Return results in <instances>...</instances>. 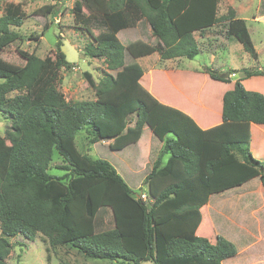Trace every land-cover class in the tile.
I'll return each instance as SVG.
<instances>
[{
	"label": "trees",
	"instance_id": "16d2710c",
	"mask_svg": "<svg viewBox=\"0 0 264 264\" xmlns=\"http://www.w3.org/2000/svg\"><path fill=\"white\" fill-rule=\"evenodd\" d=\"M88 1L99 14L87 15L81 1L73 13L92 38L85 54L107 66L99 81L84 71L96 99L68 100L59 89V71L73 67L60 41L53 57L19 49L23 65L0 63V111L11 121L0 134V264H9L12 237L35 240L39 233L53 248L69 245L89 259L221 264L237 254V246L222 235L213 242L197 234L202 208L212 192L215 166L231 154L258 167L264 184V162L250 149L251 122L264 123V94L238 79L224 94L222 124L203 130L188 114L157 101L140 86L144 69L137 58L156 51L163 60L193 59L201 50L194 32L205 33L223 22L257 59L246 20L232 6L218 15L220 0ZM25 15L20 3L5 4L0 51L22 40L15 28L23 25ZM97 15L106 27L98 33L92 28ZM144 21L155 43L138 36L137 27ZM128 30L132 32L122 40L120 34ZM204 69L214 79L230 81ZM242 71L245 76L264 74L259 69ZM145 126L162 142L143 183L149 202L137 197L139 192L110 161L82 152L76 142L86 131L91 143L110 140L108 146L120 150L139 140ZM55 149L67 171L62 176L49 172Z\"/></svg>",
	"mask_w": 264,
	"mask_h": 264
},
{
	"label": "rangeland",
	"instance_id": "374dc122",
	"mask_svg": "<svg viewBox=\"0 0 264 264\" xmlns=\"http://www.w3.org/2000/svg\"><path fill=\"white\" fill-rule=\"evenodd\" d=\"M77 1L83 2V9L87 15L94 13L99 14L97 6L88 0H0V15L4 10L5 4L8 2L20 3L26 13L23 25L20 28H15L22 34V40H17L0 51V63L13 67L23 65L25 63V58L21 56L19 49L34 52L42 58L53 57L57 49V43L60 41L62 43V51L66 54L67 60L73 63V67L71 70L62 68L59 71V89L68 100H91L96 99L95 91L86 80L84 71H90L94 79L99 81L104 75L103 72L107 70V66L103 59L91 58L85 54V47L92 41V38L85 30V26L76 23L74 20L73 7ZM49 6L52 7L51 11L47 9ZM230 6L235 9L237 7V11L239 12L238 16L247 18V24L254 45L259 53L258 58H253L252 55L244 49L241 40L235 36H230L231 30L228 23L221 22V24L216 25L213 30H208L209 32L207 33H211L212 36L210 38L202 39L200 34L196 33L199 41L198 45L201 50L193 59L182 57L179 64L183 67L182 70L172 72L170 75L165 74L161 72L165 71V69L159 67L163 66L161 65L163 63H156L155 68L158 74L154 76H156L155 81L161 83V86H159L160 91L170 92L177 98L179 89L173 87L174 83H177L179 88H184L187 91H210L211 86L207 83L205 75L203 74L205 66L221 74V76H227L229 72L231 74V71H236V69L255 70L258 68H255V66L259 65L264 68V17L255 19L256 14H264V1L222 0L219 7V15L227 13ZM258 6H260L259 11ZM92 28L96 33L106 28L101 16L97 15V19L92 23ZM137 29L140 33L138 34L139 37L149 43H155V36L148 22L144 21L140 23ZM130 32L132 31L128 30L125 33H121V39L124 40L125 34L129 35ZM131 37H135V34L133 33ZM156 61H158V57H152L149 60L150 63ZM174 61L179 63L178 59ZM171 66H175L174 62H170L169 67ZM169 67L166 69H169ZM194 69L200 72H195ZM110 72L115 73L114 71ZM230 74L228 77L232 75ZM10 124V119L0 111L1 135L5 134L6 128ZM150 133V127L145 126L140 139L134 142L137 143L140 141V145L142 144L140 147L144 154L142 157H139L140 159L137 158L135 154V146H132L130 150H126L124 153L112 151L115 149L111 150L108 146L109 143L103 144L105 140H101L99 143H91L87 138L86 131H82L77 135L76 142L78 148L82 152L89 153L94 158L102 154V157L110 161L116 168L124 169L123 172H133L136 163H138L139 169H143L148 161L146 152L149 146ZM131 142L127 146H129ZM160 146L161 145L157 148L156 159L149 163L146 173L151 171L154 163L159 158L161 152ZM132 150H134L133 153ZM167 157L168 154H165L163 160H166ZM260 160L264 162L263 159ZM61 167H63V160L55 149L49 172L57 176L65 175L67 171ZM135 175L137 178L140 177L138 174ZM234 176H236V178L243 176L246 180H249L254 177V174H251L250 171L239 170L237 174H233V177ZM257 181L258 178L254 182ZM133 188L135 193L142 190V188L137 185ZM241 204L242 203L236 201L234 203L235 209L237 210L242 207ZM258 215L259 213L251 212L250 208H246V211L243 212L242 215H238L240 218L239 225L241 226V228L239 226V232L241 233L244 231L245 241L247 242L252 240L249 231L257 232L256 222L258 220ZM202 227L206 229L205 236L213 242L217 235H223L222 232H220L221 234H215L213 229L206 224V220ZM227 231L235 236V240L239 241L236 238L238 234L234 224L228 223ZM259 232L264 235V217H262V226ZM11 241L13 247L7 259L9 264H58L61 261L67 264H135L119 261L105 262L103 259H87L69 245L53 248L50 246L47 238L40 233L35 240H30L23 235H17L12 237ZM254 246L264 248V242L255 243ZM239 247L240 245H238V248ZM139 264H154V262L150 260L143 261ZM257 264H264V253L262 254V260Z\"/></svg>",
	"mask_w": 264,
	"mask_h": 264
},
{
	"label": "crops",
	"instance_id": "0c3cea01",
	"mask_svg": "<svg viewBox=\"0 0 264 264\" xmlns=\"http://www.w3.org/2000/svg\"><path fill=\"white\" fill-rule=\"evenodd\" d=\"M221 3L222 0H220L219 2V7ZM219 7H218V15H219ZM259 10H260V6H258V11ZM236 11H237V7H236ZM238 15L239 12L237 11V16ZM262 17H264V14L255 15V19H260ZM244 19L247 22V18ZM220 24L221 23H218L209 27L205 33H200L199 31H195L194 35L197 40V43H199V41L197 39L196 33L200 34L202 39L210 38L212 36L211 33H207L209 32L208 30H213L216 25H220ZM138 32L139 31H137V34ZM230 36H235V35L230 34ZM152 57H156V58L158 57V61L154 63H150L149 60ZM176 59L179 60V63L174 61ZM181 60L182 57L163 60L161 59L160 54L156 51L151 54L138 57L137 61L141 64V66L144 69V74L139 80V84L157 101L165 105L177 108L183 111L184 113L188 114L196 122L198 127L203 130H208L222 124L224 94L226 93V91L234 87L235 82L238 79L242 81V83L247 89L259 91L264 94V74L245 76L244 71H242L241 69H236V71H238L237 73H233L232 75L230 74L231 75L230 81H222V80L214 79L204 69L203 74L205 75L207 83H209L211 86L210 91L207 92H194L192 90L187 91L184 88H179L177 83L173 84L174 88L179 89L177 98L174 97V95L171 94L170 92L160 91L159 86H161V83L156 82L155 81L156 76H154L158 74L156 73V68H155L156 63L157 62L163 63L161 64L163 66H159V65L157 66L165 69V71H161V72L170 75L172 72L182 70L183 67L179 65ZM170 62L171 63L174 62L175 66L169 67ZM166 66L169 67V69H166L167 68ZM256 67H258L257 69L259 70H264V68L260 65L255 66V68ZM194 71L200 72L197 71L196 69H194ZM227 77L228 76H226L225 78ZM250 133H251V140H250L251 151L253 152L254 156L264 160V123L251 122ZM154 138L155 137H153V133L151 130L150 138H149L150 139L149 146L146 152L148 156V161L143 169L138 168V163H136V166L133 169L134 173L131 171L123 172L124 169L116 168L133 190H134L133 187L135 185H137L140 188L143 187L144 180L148 174L146 173V169L148 168L149 163L156 159L155 157L157 156L156 153L158 146L161 145L160 150L162 148V142H159L157 139ZM105 141H103V144L110 143V140H105ZM141 145H140V141H138L137 143L131 142L129 146H126L120 150H112L111 148L110 149L112 151H120L121 153L122 152L124 153L126 150H130L132 146H135L136 148L135 154L137 155V158H139L142 157L144 154L140 147ZM133 152L134 150H132V153ZM100 156L102 157V154ZM167 159L168 157L166 158V160ZM239 170L250 171L251 174H254V177L250 178L249 180H244L242 184L241 182L237 183L236 181L239 179H237L236 176L233 177V174H237ZM135 174L140 175V177L137 178ZM260 174L261 173L258 167L249 166L244 162L240 161L239 158H237V156L231 154L230 156H227L219 164L215 166V172L210 177V186L212 192L209 196V200L207 204L202 208V210L205 211V214L197 230V234L204 236L206 235V229L205 227H202L204 221L206 220V224L211 229H213L215 234L216 233L221 234L220 232H222L223 234L222 236H225L227 239L232 241L237 246L238 249L237 254L234 255L233 257H229L223 260L221 264H257L259 261L262 260V254L264 253L263 252L264 248L254 246L255 243L264 242V235L259 232L262 226V217H264V184L261 180ZM257 178L258 181L254 182ZM141 191L146 192L145 185ZM236 201L242 203L241 204L242 207L238 208L237 210L234 207V203ZM246 208L247 209L250 208L251 212L253 213H259L258 220L256 222L257 232L255 233L253 231H249L252 240L248 242L245 241L244 231H242L241 233L239 232L240 218L238 217L239 214L242 215L243 212L246 211ZM228 223L234 224L235 228H237L238 235L236 238L240 242L235 240L234 239L235 236H233V234L227 231ZM238 245H240L239 248ZM104 261L111 262L108 260H104Z\"/></svg>",
	"mask_w": 264,
	"mask_h": 264
},
{
	"label": "built area",
	"instance_id": "2783aa9c",
	"mask_svg": "<svg viewBox=\"0 0 264 264\" xmlns=\"http://www.w3.org/2000/svg\"><path fill=\"white\" fill-rule=\"evenodd\" d=\"M136 195V194H135ZM138 198H140L141 200H143L144 202H149V197H148V194L141 191L138 195H137Z\"/></svg>",
	"mask_w": 264,
	"mask_h": 264
},
{
	"label": "water",
	"instance_id": "95a60500",
	"mask_svg": "<svg viewBox=\"0 0 264 264\" xmlns=\"http://www.w3.org/2000/svg\"><path fill=\"white\" fill-rule=\"evenodd\" d=\"M229 74H230V72L228 73V75H229ZM228 75H227V76H228ZM222 77H224V78H225L226 76H222Z\"/></svg>",
	"mask_w": 264,
	"mask_h": 264
},
{
	"label": "clouds",
	"instance_id": "9594fccd",
	"mask_svg": "<svg viewBox=\"0 0 264 264\" xmlns=\"http://www.w3.org/2000/svg\"><path fill=\"white\" fill-rule=\"evenodd\" d=\"M140 192H141V191H140ZM140 192H139V193H140ZM143 192H144V191H143ZM139 193H138V194H139ZM145 193H146V192H145ZM138 194H137V195H138Z\"/></svg>",
	"mask_w": 264,
	"mask_h": 264
}]
</instances>
